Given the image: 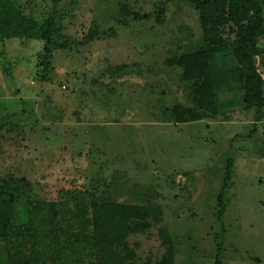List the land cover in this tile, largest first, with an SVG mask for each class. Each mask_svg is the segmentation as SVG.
I'll return each mask as SVG.
<instances>
[{"label":"rangeland","instance_id":"374dc122","mask_svg":"<svg viewBox=\"0 0 264 264\" xmlns=\"http://www.w3.org/2000/svg\"><path fill=\"white\" fill-rule=\"evenodd\" d=\"M19 2L38 19L55 7ZM122 4L148 18L125 16ZM62 29L77 42L94 39L57 51L50 81L40 77L42 40L0 38V179L25 178V198L160 206L162 220L129 238L138 264L164 256V227L175 264H264V107L244 110L237 94L223 116H169L176 105L194 107L192 83L167 60L200 38L197 11L167 0H78ZM228 158L235 173L219 220Z\"/></svg>","mask_w":264,"mask_h":264},{"label":"trees","instance_id":"16d2710c","mask_svg":"<svg viewBox=\"0 0 264 264\" xmlns=\"http://www.w3.org/2000/svg\"><path fill=\"white\" fill-rule=\"evenodd\" d=\"M167 1L192 6L201 28L200 38L182 45L167 60L169 66L181 67L182 79L192 83L194 105L174 106L169 110L170 118L176 123H189L223 116L237 107V94L242 95L244 110L263 108L264 0ZM53 2L54 10L38 19L28 14L19 0H0L1 40H42L44 46L38 59L42 67L40 77L45 81L51 80L57 51L71 50L74 45L94 39V32L78 42L63 32L62 21L72 13L78 0H69L68 10L56 8L61 0ZM122 10L135 20L148 18L131 12L127 4H122ZM165 10L160 5L158 20H163ZM119 69H124V65ZM225 94L227 97L222 99ZM224 168L218 198L219 220L228 206L226 196L233 184L234 159L228 158ZM25 181L13 177L0 179V264H138L130 236L150 230L163 217L162 208L152 204L109 202L101 198L70 204L25 198ZM159 236L165 254L155 264H175L176 248L170 232L160 228ZM218 254L219 259L221 250ZM217 263L221 264L219 260Z\"/></svg>","mask_w":264,"mask_h":264}]
</instances>
